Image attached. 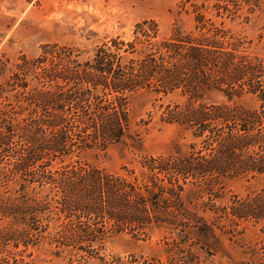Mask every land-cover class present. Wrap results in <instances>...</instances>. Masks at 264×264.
<instances>
[{
    "label": "rangeland",
    "instance_id": "rangeland-1",
    "mask_svg": "<svg viewBox=\"0 0 264 264\" xmlns=\"http://www.w3.org/2000/svg\"><path fill=\"white\" fill-rule=\"evenodd\" d=\"M47 51L54 52V64L65 54L79 74L88 75L82 83L90 90L88 102L126 104L130 127L141 139V146L126 138L71 162L123 178L146 177L173 193L172 207L157 209L156 223H137L121 211L124 205L111 218L75 211L76 204L71 211L55 197L37 214L33 244L20 245L18 256L27 264H186L182 222L196 213L186 210L190 197L178 191L181 174L220 155L231 116L256 109L264 119V104L252 94L264 93V0H0V56L9 61V72L21 58L49 61ZM101 57L111 66L108 76L100 72ZM200 124L209 128L198 137ZM252 150L259 155L264 147ZM45 172L54 178L63 173ZM223 183L217 204L258 189L262 181ZM242 228L236 243L223 235V250L205 261L236 264L247 257L241 245L255 243L258 231L247 223Z\"/></svg>",
    "mask_w": 264,
    "mask_h": 264
},
{
    "label": "trees",
    "instance_id": "trees-1",
    "mask_svg": "<svg viewBox=\"0 0 264 264\" xmlns=\"http://www.w3.org/2000/svg\"><path fill=\"white\" fill-rule=\"evenodd\" d=\"M47 54L52 59L54 52ZM50 58H21L17 70L9 72V61L0 56V220H9V224L0 226V264H27L16 250L20 245L33 244L37 214L55 197L71 211L76 204L80 208L75 211L103 213L111 218L116 216L113 212L120 211L117 206L124 205L121 211L137 223H156L155 211L172 207L173 193L153 181L146 182V177L123 178L79 161L71 162L75 155L116 146L126 138L141 146V139L130 127L126 104L88 102L90 90L82 84L89 80L88 75L79 74L78 66L65 54L59 64ZM106 59L101 57L98 66L108 76L111 66L103 64ZM115 76L121 77L117 73ZM252 94L260 100V106L264 104V93ZM260 115L255 109L231 116L233 124L226 128L229 136L222 139L220 155L206 164L211 167L188 166L181 174L183 185H178V191L184 196L187 193L185 199L190 197L186 210L196 213L187 214L182 222L187 263L209 264L207 256L224 248L222 236L236 243L244 230L239 229L241 224L247 223L257 229L258 238L253 244L241 245L247 257L236 264H264V150L259 155L252 150L264 147V119ZM208 128L200 124L198 137ZM56 168L63 171L60 177L45 172ZM241 177L260 179L262 183L244 196L232 194L226 203L217 204L225 192L223 182ZM56 183L61 186L57 191L48 187ZM190 246H194L193 251Z\"/></svg>",
    "mask_w": 264,
    "mask_h": 264
}]
</instances>
